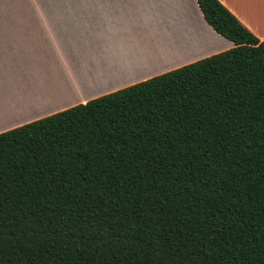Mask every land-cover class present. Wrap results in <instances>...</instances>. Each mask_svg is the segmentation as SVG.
<instances>
[{"label":"trees","instance_id":"16d2710c","mask_svg":"<svg viewBox=\"0 0 264 264\" xmlns=\"http://www.w3.org/2000/svg\"><path fill=\"white\" fill-rule=\"evenodd\" d=\"M0 133V264H264V40Z\"/></svg>","mask_w":264,"mask_h":264},{"label":"crops","instance_id":"0c3cea01","mask_svg":"<svg viewBox=\"0 0 264 264\" xmlns=\"http://www.w3.org/2000/svg\"><path fill=\"white\" fill-rule=\"evenodd\" d=\"M218 1L264 40V0ZM233 46L196 0H0V133Z\"/></svg>","mask_w":264,"mask_h":264},{"label":"bare ground","instance_id":"6f19581e","mask_svg":"<svg viewBox=\"0 0 264 264\" xmlns=\"http://www.w3.org/2000/svg\"><path fill=\"white\" fill-rule=\"evenodd\" d=\"M260 15V14H259Z\"/></svg>","mask_w":264,"mask_h":264}]
</instances>
